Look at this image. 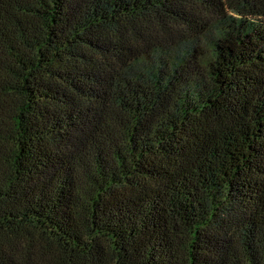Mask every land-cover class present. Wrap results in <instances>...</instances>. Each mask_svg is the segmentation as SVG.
<instances>
[{"label": "trees", "instance_id": "trees-1", "mask_svg": "<svg viewBox=\"0 0 264 264\" xmlns=\"http://www.w3.org/2000/svg\"><path fill=\"white\" fill-rule=\"evenodd\" d=\"M0 264H264V0H0Z\"/></svg>", "mask_w": 264, "mask_h": 264}]
</instances>
